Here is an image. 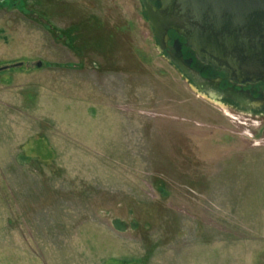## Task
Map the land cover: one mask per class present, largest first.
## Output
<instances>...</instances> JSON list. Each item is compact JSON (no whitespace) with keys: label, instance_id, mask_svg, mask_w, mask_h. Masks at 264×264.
Wrapping results in <instances>:
<instances>
[{"label":"rangeland","instance_id":"rangeland-1","mask_svg":"<svg viewBox=\"0 0 264 264\" xmlns=\"http://www.w3.org/2000/svg\"><path fill=\"white\" fill-rule=\"evenodd\" d=\"M0 264H264V119L140 0H0Z\"/></svg>","mask_w":264,"mask_h":264},{"label":"water","instance_id":"water-1","mask_svg":"<svg viewBox=\"0 0 264 264\" xmlns=\"http://www.w3.org/2000/svg\"><path fill=\"white\" fill-rule=\"evenodd\" d=\"M156 1V7L148 0H140V3L161 44L168 40V32H174L184 38L186 46L198 59L221 67L231 79L249 74L253 79L248 80H264L252 69L264 68V0ZM242 68L253 72L244 74ZM181 70L197 89L203 88L202 95L217 101L213 82L182 65ZM224 95L235 97L228 93Z\"/></svg>","mask_w":264,"mask_h":264},{"label":"flooded vegetation","instance_id":"flooded-vegetation-1","mask_svg":"<svg viewBox=\"0 0 264 264\" xmlns=\"http://www.w3.org/2000/svg\"><path fill=\"white\" fill-rule=\"evenodd\" d=\"M148 1L150 5L157 6L156 0ZM141 7L144 13L142 4ZM153 36L157 49L160 50L167 62L174 67L196 91L199 89H197L196 85L182 72L181 65L182 67L189 68L196 72L201 78L213 82L216 87L215 92L218 95L216 100L222 106L236 112H244L254 117L264 119V80H248L253 79V75L247 74L248 71L253 72V70H255L258 73L255 74L256 76L264 78V68L256 67L255 69L252 68L253 70L242 68L241 72L247 75L237 76L235 77L236 80H233L228 73L221 69V67L210 65L198 59L195 52L186 46L184 38L179 37L176 33L168 32V40L164 45L157 40L154 32ZM201 90L203 91V88L199 90V93H203ZM225 93L235 95V97H227L224 95ZM258 102L261 104H258Z\"/></svg>","mask_w":264,"mask_h":264}]
</instances>
